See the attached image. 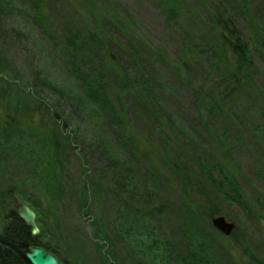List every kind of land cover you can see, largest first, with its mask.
<instances>
[{
	"label": "rangeland",
	"instance_id": "obj_1",
	"mask_svg": "<svg viewBox=\"0 0 264 264\" xmlns=\"http://www.w3.org/2000/svg\"><path fill=\"white\" fill-rule=\"evenodd\" d=\"M227 1L228 8L217 13L215 0H49L40 10L39 0H0V214L9 210V202L15 206V199L36 209L43 231L39 247L62 264H264V0ZM103 9L126 22L124 30L118 27L115 49H107L112 65L102 58L97 69L93 61H79L89 56L80 44L102 17L113 25L120 21ZM220 20L244 40L240 72L217 35ZM134 28L159 60L131 53L122 37L138 40L130 36ZM210 50L213 55L205 53ZM134 81L159 99L168 95L171 105L170 96L184 103L179 120L166 111L168 105L161 109L179 130V144L192 137L195 127L188 121L198 119L214 144L199 149L183 142L188 154L176 151L174 142L169 149L168 138L162 139L164 149L152 146L158 139L146 132V112L135 109L122 118L109 105L119 94L111 92L114 84L130 89ZM85 88L99 94H89L88 100ZM199 99L204 104L197 106ZM198 108L200 113L194 112ZM127 124L142 141L134 139ZM162 128L175 132L174 126ZM223 147L226 156L219 151ZM226 150L245 171V176L238 174L244 194L236 192L243 200L232 197V186L228 192L214 189L231 174L216 169L214 183L194 158L213 165L223 155L224 164L233 166ZM177 166L189 168V175L178 177ZM88 168L106 178L113 188L108 189L133 198L122 232L114 235V225L99 223L110 221L105 208L78 202L86 200ZM251 170L263 176L253 179ZM65 193L69 198L64 200ZM119 208L117 228L125 216L124 207ZM73 209L89 216L81 222ZM103 211L107 214L100 218ZM211 213L235 222L231 237L214 230Z\"/></svg>",
	"mask_w": 264,
	"mask_h": 264
},
{
	"label": "trees",
	"instance_id": "obj_2",
	"mask_svg": "<svg viewBox=\"0 0 264 264\" xmlns=\"http://www.w3.org/2000/svg\"><path fill=\"white\" fill-rule=\"evenodd\" d=\"M49 0H39L38 2V6H39V10L42 8V6L44 5L45 2H48ZM56 1H60V0H56ZM63 1V0H62ZM37 2V0H36ZM216 4H212L215 5L216 7V12L218 13V11L221 8H228V6L230 5V2L227 0H215ZM92 7V6H91ZM97 8V7H96ZM103 13L106 14L108 17L111 16L114 19H118L120 21L116 20V25H113L112 20L106 19L105 17H102V21H101V25L96 27L95 31L93 34L89 35V38L82 41L80 44V47H82L84 50H87V52L89 53V56H82L81 58H79V61L81 63L86 64L89 62L93 61V65L97 67V69H100L101 66L103 64H101L102 62V58L105 60V62L107 64L112 65V62L114 61V58L112 57H108V53H107V49L108 47H110L112 50L115 49L116 46H111L113 44V42L120 37L119 32L122 31L121 28L118 27H122V29L124 30L123 26L121 25L122 22H126L125 18L121 15H119L118 13H116L113 10H109V9H103ZM36 20V18H35ZM43 21V17L39 16L38 18V22ZM222 22L224 24H222ZM227 22L225 21H219V26L216 27V32L217 35L219 37V39L221 40V44L223 45V47H227L230 51V55L233 58L234 62L239 64L238 66V71L240 72L242 67L241 64L243 62H245L246 60V47H245V43L243 38H241L238 33L235 30H232L231 28L227 27ZM222 28V29H221ZM111 29V30H110ZM135 28L134 29H130V36H136L138 40H136L135 38H131L130 41L126 40L124 34H123V41L127 42V44H129L130 48H131V53H136L135 56L138 58H141V60H151L154 61L153 58H158L157 56V52L156 50H153L151 48H149L148 42L143 40L142 38H140V36L135 32ZM224 30L225 33H221V31ZM64 35L67 36V34L69 33L67 27H64ZM109 33L110 36L107 37V34ZM78 40V34H76V37H74V40ZM231 39H234V41H231ZM66 43H71L74 44V41L71 40H67ZM87 44L89 47V50L87 49ZM203 44L206 45V40L203 41ZM109 45V46H108ZM206 48V46H204ZM78 52V49H76V53ZM208 55H213V51H207L205 52ZM97 54H100L101 57H97ZM77 58V57H75ZM101 62H99V61ZM159 60V58H158ZM162 59L160 58V61ZM150 62V61H149ZM103 63V62H102ZM99 71V70H98ZM98 73V72H97ZM101 73V72H100ZM102 76V75H101ZM103 79L102 77H100L98 80L100 82L99 88L101 90L102 86H103ZM142 85L136 81H134V83L132 84V86L130 87V89L126 88V86H112L111 87V92L113 91V94H115L116 92H119L118 96H111L110 98V102H112L111 106L112 109H115L116 111H119L121 113V117L123 118V115H130L131 113H133V111L135 109H137V111H142V112H146V123L148 125V128L146 130L147 134L152 137V138H157L158 140H153L156 141L155 143H152V146H156L159 149H164L165 148V143H162V139H166L168 138V146L169 149L172 148V146L170 145L171 142H174V144H176V151L183 153L185 152L186 154H188L185 150L184 147V143L185 144L187 142L193 144L196 148L203 147L204 145L208 144V143H212V139L211 137L207 134V128L205 125H202V121L198 120H189L188 122H190V125L195 127L193 128L192 131V137L191 139L195 140L197 142V144L191 140V139H187L184 140L182 142V144H179V130L175 127V125L173 124V122L171 121V119L169 118V115L165 116V113L163 112L164 108L166 107V105H168L169 107H167L166 111L169 112V110L173 113V114H178V116L176 118H178V120L180 119V115L183 112L182 108L184 103H181V101H179L178 103L176 102V98H173L172 101V96H170L171 99V103L173 105L170 104V101H166V99H168V95L162 97V99H159V94H156L155 92H152L150 88H148L145 85L144 87H141ZM115 87V88H114ZM94 91H97L96 89H92L91 90H87L86 88L84 90H82V93L85 95V98L89 100L88 95L89 94H99V92L97 91V93H95ZM141 91V93H140ZM161 91V90H160ZM143 92H145L143 94ZM162 92V91H161ZM112 94V95H113ZM147 104V106H149L152 110L148 111V109H146L143 105L144 102ZM168 102V103H166ZM204 101H200L197 103V106L200 103H203ZM204 104V103H203ZM131 105V107H130ZM196 106V105H195ZM163 109V110H161ZM216 108H212V110H214ZM194 112L196 113H200V109H193ZM210 110L213 114V111ZM151 115H150V113ZM210 112H208L209 114ZM210 114V115H211ZM184 117V115H181V117ZM198 118V117H197ZM183 119V118H182ZM136 121L139 123V121L136 119ZM175 118H174V122H175ZM162 125L164 126H169V129L171 127L174 126L175 132L173 134H168L166 132V130L164 128H162ZM127 126L132 129V131L134 132L135 136L134 139L136 140H143V136L136 130L134 129V126L132 127L130 124H127ZM127 129V128H126ZM151 133H154L153 135H151ZM166 136V137H165ZM201 144H203V146H201ZM217 143H215L216 145ZM240 147H232V149H239ZM221 150H225V147L221 148L219 151ZM198 152V150H196ZM227 153L232 157L233 154L231 153L230 150H226ZM220 153H222L224 156H226V152L221 151ZM220 153H216V155L220 154ZM190 154V153H189ZM223 155L221 157H219L218 159H220V163H214L209 164L207 162L202 163L201 158L198 157H194L196 160H198L199 162H196L197 166L200 168V172L206 176L208 179H210L212 182L215 183L216 181V176L214 175V172L216 169H218V172L221 175H226V174H231L230 177H227L226 179L223 180L224 183H219L221 186L217 185L214 186L217 191L218 189H221L228 192L231 190L230 186H232V190L235 193L241 191L238 187V174L245 176V171L243 170L242 165L240 164L239 161L236 162V160L233 159V157L231 158V162L233 164V166H229L228 164H224L225 163V158L223 157ZM235 156V155H234ZM217 158V157H216ZM218 161V160H217ZM219 162V161H218ZM208 165H207V164ZM188 168V167H187ZM232 168V169H231ZM189 170V168H188ZM184 166H177V171L178 173V177L182 176L181 179L184 177H187V175H189V171H188ZM255 170V169H254ZM252 171V175L250 177H253V179H258V176H263V174L256 172V171ZM264 173V172H262ZM264 177V176H263ZM115 179V176L113 177ZM235 178L234 182L232 181V179ZM106 180V178H105ZM103 181V178H101L98 183H94L93 184V191L91 189L90 186V192L91 194H94V197L98 200V202H100V204L102 205V200H103V195L106 197V199H110V203L112 204L111 207H114L112 212L110 214V221H107L109 228L110 226L114 225L115 229H113L112 234L115 235V231L118 232H122L121 229L124 227L122 225V220L126 221L128 220V215L126 214H131L129 212V210L127 209L132 202V197H130V195H123V194H116L113 192V188L112 186H107V182ZM238 182L237 184L235 183ZM231 182V183H230ZM190 183V180L189 182ZM228 183V184H225ZM191 184V183H190ZM223 184V186H222ZM234 186H236L237 188L234 189ZM108 188H112V189H108ZM228 188V190L226 189ZM88 195V191H86L84 193L83 198L87 197ZM231 195V194H230ZM244 197L238 199V200H243ZM124 207V211L123 213L125 214L121 216V223L119 225V228L116 227V222L119 220V216L122 213V211H120L119 207ZM104 208V207H103ZM130 208V207H129ZM263 211H264V206H263ZM136 214V212H135ZM215 216V214L210 215ZM8 217V224L5 225L4 227H0V264H30L26 257L25 254L28 252V250L32 247H36L39 245L38 239L33 237L31 235L30 230L25 226V224L16 216V214L14 213V211H10L9 214L7 215ZM133 220V219H132ZM134 221V220H133ZM114 222V224L112 223ZM124 229V228H123ZM117 238H115L116 240ZM115 242V241H112ZM200 261H202L201 259H199ZM203 262V261H202ZM204 263V262H203ZM209 263L206 262L205 264Z\"/></svg>",
	"mask_w": 264,
	"mask_h": 264
},
{
	"label": "water",
	"instance_id": "obj_3",
	"mask_svg": "<svg viewBox=\"0 0 264 264\" xmlns=\"http://www.w3.org/2000/svg\"><path fill=\"white\" fill-rule=\"evenodd\" d=\"M17 206V215L25 223H27L30 228L33 229V235H38L40 231L36 224L35 212L29 207L21 205L20 203H17ZM213 224L217 229H219L226 235H230L234 230V224L226 222L225 218L223 217L214 219ZM25 257L31 264H60L54 256L40 248L30 250V252L27 253Z\"/></svg>",
	"mask_w": 264,
	"mask_h": 264
},
{
	"label": "bare ground",
	"instance_id": "obj_4",
	"mask_svg": "<svg viewBox=\"0 0 264 264\" xmlns=\"http://www.w3.org/2000/svg\"><path fill=\"white\" fill-rule=\"evenodd\" d=\"M109 105H111L110 103H109ZM27 253H29V251L27 252ZM28 261V260H27ZM29 262V261H28ZM30 263V262H29ZM31 264V263H30Z\"/></svg>",
	"mask_w": 264,
	"mask_h": 264
}]
</instances>
